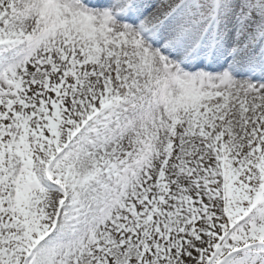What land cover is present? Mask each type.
Masks as SVG:
<instances>
[{"label": "snow or ice", "instance_id": "1", "mask_svg": "<svg viewBox=\"0 0 264 264\" xmlns=\"http://www.w3.org/2000/svg\"><path fill=\"white\" fill-rule=\"evenodd\" d=\"M0 264H264V0H0Z\"/></svg>", "mask_w": 264, "mask_h": 264}]
</instances>
